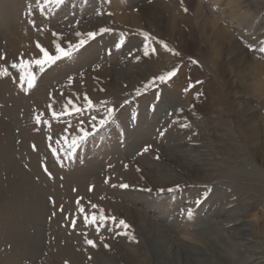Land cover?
Returning a JSON list of instances; mask_svg holds the SVG:
<instances>
[{
  "label": "rangeland",
  "instance_id": "374dc122",
  "mask_svg": "<svg viewBox=\"0 0 264 264\" xmlns=\"http://www.w3.org/2000/svg\"><path fill=\"white\" fill-rule=\"evenodd\" d=\"M90 31L79 53L29 68L33 87L20 80L37 43L54 55ZM85 94L98 112L53 119ZM105 107L118 123L67 148ZM91 203L129 227L92 223ZM263 210L264 0H0V264H157L162 241L168 264H205L204 246L264 248Z\"/></svg>",
  "mask_w": 264,
  "mask_h": 264
},
{
  "label": "snow or ice",
  "instance_id": "6c2138e0",
  "mask_svg": "<svg viewBox=\"0 0 264 264\" xmlns=\"http://www.w3.org/2000/svg\"><path fill=\"white\" fill-rule=\"evenodd\" d=\"M37 3H39V0H37ZM45 5H51V4H63L64 0H44ZM185 11L187 9L185 8ZM34 23V22H33ZM102 31H107V29H104ZM57 33H53V36H57ZM96 32L90 31L87 33H80L77 32L76 36L79 38L76 43L68 42L67 46H62L61 43L59 42H54L55 43V54H50V52L41 46L39 43H37V48L39 49V52L42 54L39 58H34L29 61H21V64L19 67L24 70L25 75L20 76L21 81H26L27 87L31 88L34 86V80H35V75L32 71H29L28 69L31 67H36L39 69L40 72H44L47 66H51L52 64L56 63L57 61L71 57L76 53H79L81 49H83L86 44L89 42L91 39H95L96 37ZM145 40H148L149 34L145 33ZM161 44H163L164 48L166 50H170L168 48V45L160 41ZM155 48H152V51L149 52V45H145L144 48V54L151 55L155 54ZM178 54V53H176ZM13 68H17V64L12 65ZM178 73V69L173 68L170 71H166L163 74L154 76L151 80L147 81L146 84L144 85V90L145 92L152 87H155L157 85V82L159 83H166L167 81L173 79L176 77ZM194 86V85H193ZM189 89L186 88L185 91L187 92ZM137 96L142 95L141 91L139 89L136 90L135 93ZM63 95V93H61ZM77 100H79V97H77ZM132 101L130 100H125L124 105L130 104ZM85 111H96L98 112L99 109H97L93 103V101L88 97L87 94L84 95L83 97V103H77L76 101H73L71 98H69L68 103L64 107V111L57 113L56 111H52V117L53 119H60L63 115L65 114H71V115H81ZM180 111H183L182 109ZM85 120L82 118L81 121L79 122V127L77 130H75L73 133H70L69 135L71 136L70 143H68V137H63L64 141L66 142L67 148L72 149L77 147L80 143H83L87 138L90 136L97 134L100 130H102L104 127L109 126L110 124H116L118 123V117L116 114V108L114 107H105L104 109V114L102 117L98 118L97 115H92L87 118V123L90 125V131L84 127ZM67 131V129H65ZM57 144H60L61 141L57 140ZM150 146H145L143 151L147 152ZM53 152H56V149H53ZM158 158V157H157ZM45 171L47 169L45 168ZM120 187L122 188H128L129 185L127 184H121ZM179 188V185H176L174 188L170 187L167 189L161 188L158 189L160 192H173L176 191V189ZM148 191H151V189H148ZM195 203H200V200L197 199L194 201ZM78 206V211L83 215L84 222L89 223V213L86 211L85 207L81 204L80 200L77 202ZM91 209L96 210L91 213V222L92 223H99V224H105L108 221H111L113 223H117L116 218L114 216H106L104 214V211L99 208L98 205L91 203L90 204ZM188 215H192L191 209L188 211ZM73 226H75V221H73ZM118 228H124L127 229L129 226L127 223L123 220L120 219L117 223ZM89 245H92L95 247V243L92 240H87L86 241ZM105 247H109L107 244L104 245Z\"/></svg>",
  "mask_w": 264,
  "mask_h": 264
},
{
  "label": "bare ground",
  "instance_id": "6f19581e",
  "mask_svg": "<svg viewBox=\"0 0 264 264\" xmlns=\"http://www.w3.org/2000/svg\"><path fill=\"white\" fill-rule=\"evenodd\" d=\"M18 36V35H17ZM220 39L218 40H227L228 44H232V39L231 38H225V35H221L219 36ZM222 38V39H221ZM13 40V39H12ZM14 41V40H13ZM12 41V42H13ZM14 43V42H13ZM11 45V44H10ZM223 45V44H222ZM17 47V46H16ZM256 70V68H255ZM254 71V70H253ZM247 118V117H246ZM250 120V119H249ZM19 171V170H18ZM20 173V172H19ZM21 174V173H20ZM28 174V173H27ZM24 175V174H23ZM26 176V175H25ZM27 177V176H26ZM30 177V176H29ZM241 186V185H240ZM249 207V206H248ZM264 211V210H263ZM256 216V215H254ZM262 216V215H261ZM256 218V217H255ZM250 219V218H249ZM258 217L256 220H252L250 219V224L252 227L251 230V235H249L250 238H248V241L251 243L254 241L255 238H257V235H259L257 232H259V230L257 228H260V226H262V222L257 221ZM221 222V221H220ZM261 222V223H260ZM264 222V221H263ZM257 225H260L259 227H256ZM217 228H215V231L219 232V230H216ZM214 231V230H213ZM212 232V231H211ZM219 235V233H217ZM263 234H264V230H263ZM217 235V236H218ZM222 234H220L221 236ZM152 236V235H150ZM219 239V238H217ZM156 241V240H155ZM229 241V240H228ZM263 241H264V237H263ZM158 242V241H157ZM239 242V241H238ZM246 242V241H245ZM212 244V243H210ZM206 245V244H205ZM239 246V245H238ZM235 250H233V252H231V254L229 256L221 254L220 252H218L216 249H214L212 246H204L205 251H201V252H196L197 255H199L200 259H203L205 264H264V248L261 249H257L256 247H246L245 249L243 247H237V245H233L232 246ZM162 252L163 255V261H159L157 262V264H168V260L170 257V253H169V249L167 248L166 244L162 241L160 243H158L157 247H155V253L153 254L154 257L158 256V254H160ZM260 253V255L262 254L263 256L256 258L255 254ZM160 260V259H159ZM173 264H178L176 261H174ZM183 264H187V263H183Z\"/></svg>",
  "mask_w": 264,
  "mask_h": 264
}]
</instances>
